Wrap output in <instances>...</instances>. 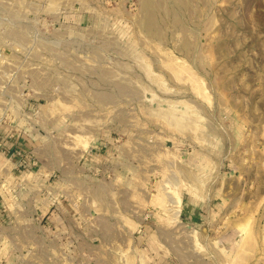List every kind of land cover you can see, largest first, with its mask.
Masks as SVG:
<instances>
[{
	"label": "rangeland",
	"instance_id": "obj_1",
	"mask_svg": "<svg viewBox=\"0 0 264 264\" xmlns=\"http://www.w3.org/2000/svg\"><path fill=\"white\" fill-rule=\"evenodd\" d=\"M0 264H264V0H0Z\"/></svg>",
	"mask_w": 264,
	"mask_h": 264
}]
</instances>
